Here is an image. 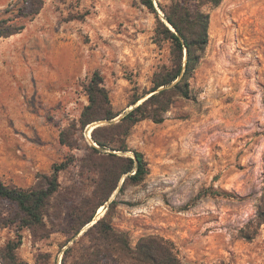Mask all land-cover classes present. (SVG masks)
<instances>
[{
	"label": "rangeland",
	"instance_id": "374dc122",
	"mask_svg": "<svg viewBox=\"0 0 264 264\" xmlns=\"http://www.w3.org/2000/svg\"><path fill=\"white\" fill-rule=\"evenodd\" d=\"M17 1L0 0V11ZM174 1L192 9L198 4L154 0L168 26L163 7ZM203 9L210 11L209 42L190 79V97H175L162 122L146 118L133 126L127 144L144 153L149 172L141 183L126 185L123 174L99 208V172L112 164L106 155L134 152L97 144L90 126L99 121L81 126L87 86L98 72L114 110L121 111L101 125L119 122L135 106L130 102L153 85L155 72L171 65L172 45L158 32L157 14L142 0H45L39 14L23 19L20 34L0 37V179L41 187L55 165L68 163L35 228H20L17 203L0 196V252L8 261L7 245L20 233L16 264H77L81 251L108 245L98 229L83 238L108 213L134 247L143 236H163L183 264H264V224L258 222L264 0H223ZM94 210V220L76 234Z\"/></svg>",
	"mask_w": 264,
	"mask_h": 264
},
{
	"label": "trees",
	"instance_id": "16d2710c",
	"mask_svg": "<svg viewBox=\"0 0 264 264\" xmlns=\"http://www.w3.org/2000/svg\"><path fill=\"white\" fill-rule=\"evenodd\" d=\"M195 9L174 1L170 6L163 7L167 20L175 30L164 22L155 7L154 0H142V2L158 16L159 33L164 39L171 42V65H164L157 70L153 77V85L143 93L136 95L130 102L135 105L117 123L99 125L92 131L95 142L103 148L128 151L133 150L134 157H124L110 152L106 158L112 159V164L102 167L100 170V182L96 196L100 198L96 208L104 205L118 188L122 175L128 173L124 185L127 183H141L149 172L148 162L144 153L131 149L127 144V138L134 125L138 122L152 118L155 122L164 120V113L171 107L174 98L182 96L189 98L191 95L190 79L200 63L206 46L209 42L210 11L203 6L217 7L223 0H197ZM45 0H18L0 11V37H11L22 32L26 28L23 19L32 20L39 14ZM187 51V53H186ZM164 86L163 88H161ZM89 104L84 108L80 123L84 128L87 125L100 120H113L121 114L115 111L109 96V91L103 84L102 76L96 72L87 86ZM147 98L141 103L140 100ZM129 105V106H130ZM94 153H101L96 146H91ZM67 162L55 165L54 171L48 177L45 186L25 189L11 186L0 179V196L17 203L21 216L20 228H35L44 222L46 208L52 195L57 192L60 182L59 173L67 167ZM120 167V168H119ZM117 201H112L114 206ZM108 213L98 219L84 234L98 229L108 245L103 248H93L91 251H81L77 258V264H105L103 258H111L112 264H183L178 256L175 244L170 239L160 235H147L139 239L134 247L128 232L114 228L112 222L106 219ZM96 210L76 230L80 233L82 227L94 220ZM258 222L264 224V201L258 207ZM19 239L11 241L7 245L11 259L8 261L0 252L4 264H16V250L22 243ZM251 238L248 234L244 235ZM72 247L66 250L68 253Z\"/></svg>",
	"mask_w": 264,
	"mask_h": 264
},
{
	"label": "water",
	"instance_id": "95a60500",
	"mask_svg": "<svg viewBox=\"0 0 264 264\" xmlns=\"http://www.w3.org/2000/svg\"><path fill=\"white\" fill-rule=\"evenodd\" d=\"M168 21V20H167ZM168 23L170 24V26L172 27V29H174V27L171 25V23L168 21ZM175 30V29H174ZM186 53H187V51H186ZM164 86H162L161 88H163ZM147 97L146 96H144L143 98H141V99H143V100H145ZM134 107L132 106V107H130V110L131 109H133ZM122 115H119V117H121ZM108 121H106V120H104V121H99V122H97V123H95V125L93 126V128L91 129V130H93L95 127H97V126H99V125H101V124H104V123H107Z\"/></svg>",
	"mask_w": 264,
	"mask_h": 264
},
{
	"label": "crops",
	"instance_id": "0c3cea01",
	"mask_svg": "<svg viewBox=\"0 0 264 264\" xmlns=\"http://www.w3.org/2000/svg\"><path fill=\"white\" fill-rule=\"evenodd\" d=\"M20 34V33H19ZM16 35H12L11 37H7L6 39L15 38Z\"/></svg>",
	"mask_w": 264,
	"mask_h": 264
},
{
	"label": "bare ground",
	"instance_id": "6f19581e",
	"mask_svg": "<svg viewBox=\"0 0 264 264\" xmlns=\"http://www.w3.org/2000/svg\"><path fill=\"white\" fill-rule=\"evenodd\" d=\"M94 125H95V124H93V125L90 126V130L93 128Z\"/></svg>",
	"mask_w": 264,
	"mask_h": 264
}]
</instances>
